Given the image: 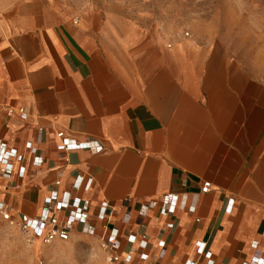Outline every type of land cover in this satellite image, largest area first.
I'll return each instance as SVG.
<instances>
[{
	"label": "crops",
	"instance_id": "0c3cea01",
	"mask_svg": "<svg viewBox=\"0 0 264 264\" xmlns=\"http://www.w3.org/2000/svg\"><path fill=\"white\" fill-rule=\"evenodd\" d=\"M65 137L97 140L104 152L66 153ZM0 139L28 165L29 142L44 158L25 180H0V202L36 216L58 179L69 191L77 175L92 177L81 192L90 222L102 224V201L118 211L111 222L124 264H146L137 245L124 253L138 233L154 264L264 258V77L207 34L116 5L67 11L53 0H0ZM169 193L198 194L195 214L139 217ZM198 242L210 245L211 261Z\"/></svg>",
	"mask_w": 264,
	"mask_h": 264
},
{
	"label": "built area",
	"instance_id": "2783aa9c",
	"mask_svg": "<svg viewBox=\"0 0 264 264\" xmlns=\"http://www.w3.org/2000/svg\"><path fill=\"white\" fill-rule=\"evenodd\" d=\"M21 111L25 112L24 110ZM42 132L41 129L38 132V143L42 141ZM25 148L29 153V165L23 154L16 149H9L0 139V180L18 179L23 181L31 174L30 168L37 170L44 165V158L39 154L33 143H27ZM61 149L66 153L86 150L91 155H99L104 152L103 144L97 140L78 141L70 137L61 140ZM93 184L94 179L92 177L77 175L71 190L62 191V181L58 179L44 200L43 207L38 215L30 216L15 211L10 205L0 202V216L3 221L17 226L30 243L41 242L50 245L55 242H69L75 235H84L98 240L99 249L105 256L106 264H124L121 254V230L111 222L118 211L108 201H102L97 210V217L102 220V224L98 228L90 222L92 202L83 199L81 192L89 191ZM212 190L213 187L210 182L203 183L201 187L202 194H208ZM198 199V194L169 193L159 201L152 200L142 205L139 209V217L144 218L153 211H159L165 217L173 215L177 211L195 214ZM233 207L234 200L229 199L227 212L231 213ZM121 220L122 224L131 225L133 217L130 211H123ZM98 229H101V234L98 233ZM127 242L131 246L126 247L124 253H136L137 251L133 247L137 245L138 250L143 252L140 254V261L146 264H154L151 256L146 252L150 246L146 234H129ZM161 245L164 246V242H161ZM196 247L198 255L210 261L212 260V252L207 242H198ZM257 247L258 243L253 242L252 248L256 249ZM188 264L201 263L194 260ZM243 264H264V258L253 257Z\"/></svg>",
	"mask_w": 264,
	"mask_h": 264
},
{
	"label": "rangeland",
	"instance_id": "374dc122",
	"mask_svg": "<svg viewBox=\"0 0 264 264\" xmlns=\"http://www.w3.org/2000/svg\"><path fill=\"white\" fill-rule=\"evenodd\" d=\"M67 11L120 6L184 31L198 30L224 43L252 73L264 77V0H53ZM17 210L19 202L11 205ZM0 264H106L97 240L76 235L69 242L30 243L0 216Z\"/></svg>",
	"mask_w": 264,
	"mask_h": 264
}]
</instances>
